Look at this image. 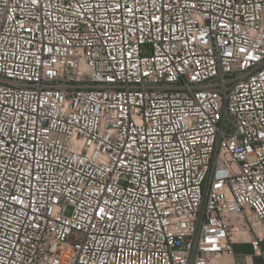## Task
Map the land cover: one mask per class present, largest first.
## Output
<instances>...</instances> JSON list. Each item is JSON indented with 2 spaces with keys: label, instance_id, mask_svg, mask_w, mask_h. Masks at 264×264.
<instances>
[{
  "label": "built area",
  "instance_id": "obj_1",
  "mask_svg": "<svg viewBox=\"0 0 264 264\" xmlns=\"http://www.w3.org/2000/svg\"><path fill=\"white\" fill-rule=\"evenodd\" d=\"M238 230L264 264V0H0V264H215Z\"/></svg>",
  "mask_w": 264,
  "mask_h": 264
},
{
  "label": "crops",
  "instance_id": "obj_2",
  "mask_svg": "<svg viewBox=\"0 0 264 264\" xmlns=\"http://www.w3.org/2000/svg\"><path fill=\"white\" fill-rule=\"evenodd\" d=\"M264 241L261 243L262 248ZM234 253L228 256L229 259L222 260L223 256L214 259L215 264H263L260 256L253 253L252 247L246 239H234L233 242Z\"/></svg>",
  "mask_w": 264,
  "mask_h": 264
},
{
  "label": "snow or ice",
  "instance_id": "obj_3",
  "mask_svg": "<svg viewBox=\"0 0 264 264\" xmlns=\"http://www.w3.org/2000/svg\"><path fill=\"white\" fill-rule=\"evenodd\" d=\"M33 3H38V0H33ZM128 11L131 12L132 9H128ZM134 139H136V138H134ZM93 147H94V145H92V141L88 138H85V140L83 142H80V141L75 142L73 150L79 149L82 152L90 153L92 151ZM128 147L131 148L132 145H129ZM80 163H84V160L81 159ZM97 214L101 215L102 218L107 216L109 219H111V217L108 216V214L105 212L104 208H99Z\"/></svg>",
  "mask_w": 264,
  "mask_h": 264
},
{
  "label": "rangeland",
  "instance_id": "obj_4",
  "mask_svg": "<svg viewBox=\"0 0 264 264\" xmlns=\"http://www.w3.org/2000/svg\"><path fill=\"white\" fill-rule=\"evenodd\" d=\"M233 125L231 124V123H229L228 121H226V123H225V126H224V131L225 132H228V131H230V132H232L233 131ZM70 212H71V208L69 207V208H67V210H66V213L67 214H70ZM246 240L247 239H249V235L247 234V238H245ZM263 246H264V243H263ZM227 259H229L228 258V256H223L222 258H221V261L222 260H227ZM224 264V263H223Z\"/></svg>",
  "mask_w": 264,
  "mask_h": 264
},
{
  "label": "bare ground",
  "instance_id": "obj_5",
  "mask_svg": "<svg viewBox=\"0 0 264 264\" xmlns=\"http://www.w3.org/2000/svg\"><path fill=\"white\" fill-rule=\"evenodd\" d=\"M233 238L234 239H245L247 238V233L243 230H238L235 232Z\"/></svg>",
  "mask_w": 264,
  "mask_h": 264
}]
</instances>
